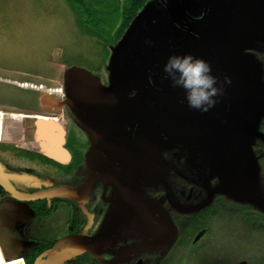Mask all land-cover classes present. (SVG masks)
<instances>
[{
	"label": "flooded vegetation",
	"instance_id": "flooded-vegetation-1",
	"mask_svg": "<svg viewBox=\"0 0 264 264\" xmlns=\"http://www.w3.org/2000/svg\"><path fill=\"white\" fill-rule=\"evenodd\" d=\"M167 1L151 0L144 6L142 11L148 9L150 20L141 31L148 30L150 35H136L133 30L128 37L137 14L111 46L110 55L109 47H105L103 66L92 70L65 66L59 73L63 67L59 62L54 74L58 94L54 98L55 102L58 99L55 111L51 109L56 105L52 103L51 109L46 105L47 84L53 80L44 81L36 89H26L17 84L23 83L25 76L14 73L18 70L7 62L0 63V72L9 75H0V115L4 117L0 140V230L12 231L11 240L17 247L15 259H23L25 264H45L54 250V264H191L195 259L197 264L203 250L201 242L209 232L205 219L217 217L215 210L229 199L236 201L220 192V180L210 169L205 152L216 167L220 160L236 161L244 136L238 131L247 123L243 119L261 103L254 96L257 90L250 85L256 72L258 86L264 90V44L257 39L249 47L252 35L248 34L238 44L206 43L188 32L191 28H202L204 32L207 27L204 21L199 23L205 16L204 0H185L183 4L174 0L173 11L183 27L170 19ZM244 1L237 0L234 5V35L237 27L247 24V9L241 12L240 20L236 17L238 5L247 6L248 0ZM230 2L210 0L209 14L220 9L216 16L224 23L229 13L221 10L227 9ZM261 3L264 5V0L248 4L256 17ZM260 22L261 19L257 28ZM80 28L101 38L88 25ZM155 29L159 33L151 35ZM162 33L168 37L167 43L158 37ZM115 49L118 53L112 64ZM184 53L211 65L213 75L223 86L222 95L229 101L220 96L206 113L187 107L183 90L156 72L158 68L162 70L170 55ZM220 59L229 62L226 66L233 72L234 81L227 85L215 72L213 62ZM49 62L53 65V60ZM245 65L256 69L247 67V79L238 73ZM73 69L85 72L109 96L87 103L96 121L87 119L86 127L81 119L86 100L75 104L69 84ZM104 70L107 81L102 78ZM139 71L142 73L137 74ZM71 79L76 81L75 76ZM83 95L87 99V94ZM229 104L227 119L212 128ZM76 106H83V110ZM259 122L258 134L264 136V116ZM201 137L190 150L181 149ZM263 145L257 136L249 143L257 166L260 158L261 171ZM221 147L227 149L224 155ZM261 181L259 172L263 198ZM56 190L67 192L57 195ZM114 221L117 222L113 224ZM33 225L37 236L32 245ZM174 230V241L157 252L170 241ZM0 245L5 246L2 240ZM174 247L183 253L172 260ZM7 249L13 250L11 245ZM0 251V264H23L7 263Z\"/></svg>",
	"mask_w": 264,
	"mask_h": 264
},
{
	"label": "rangeland",
	"instance_id": "rangeland-1",
	"mask_svg": "<svg viewBox=\"0 0 264 264\" xmlns=\"http://www.w3.org/2000/svg\"><path fill=\"white\" fill-rule=\"evenodd\" d=\"M149 2L151 0H144L138 9L130 6L131 11L128 12L127 19L122 18V6H119L121 12L119 17L116 12H111L106 8L104 2L102 5L95 6L97 19L88 18L85 25L101 34V38H98L90 34L89 30L80 28L66 0H0V63L7 62L23 76L26 72L33 70L36 72L37 69H32L29 66L30 63L42 65L44 57L53 53V82L47 84L49 101L46 99V105L51 109L53 103L56 107L51 110L55 111L58 101V99L54 101V98H58L55 90L57 65L63 64L61 72H64L65 66L84 67L89 70L103 66L107 58L105 47H109L107 51L110 55V48L116 43L119 33H122L135 20L136 15L140 14ZM247 10L249 13L245 22L250 23L254 28L257 24L255 10L249 8ZM236 17L240 20L241 16L238 12H236ZM258 40L264 44V38ZM101 52L103 54H100ZM102 73V78L107 81L106 70ZM0 75L9 76L4 72H0ZM32 77L36 78V76ZM26 81L34 80L25 76L23 82ZM45 109L47 111V107ZM3 120L4 117L0 115V140L3 139L1 133ZM262 131L264 132V126ZM45 134L43 129V136L47 137ZM262 152L264 159V151ZM257 161L260 166V158ZM258 168L262 176L261 188L264 193V161L263 170L261 171V166ZM218 213L219 215L215 218L205 219L209 232L201 242L203 250L197 264H264V212L250 202L242 203L229 199L226 204H221L215 210V214ZM116 222L114 221L113 224ZM33 227L30 237L32 245L35 244L37 236L35 226ZM6 231L5 233L0 230V241L11 245V249L15 251L17 247H12V236H10L12 231L8 229ZM59 233L63 234L64 230L60 229ZM140 241H144L143 237H140ZM182 253L178 247L172 248V260L178 259V255ZM185 254L187 255V252ZM196 260L191 264H196Z\"/></svg>",
	"mask_w": 264,
	"mask_h": 264
},
{
	"label": "water",
	"instance_id": "water-1",
	"mask_svg": "<svg viewBox=\"0 0 264 264\" xmlns=\"http://www.w3.org/2000/svg\"><path fill=\"white\" fill-rule=\"evenodd\" d=\"M169 1V0H168ZM165 2L166 5V10L170 16V19L173 21V23H176L180 26L181 25L180 20L178 16L174 13L173 11V5H174V0H171V3ZM185 0H180V4H183ZM257 0H248L247 1V6H239L236 8L238 11L239 16H241V12L245 9L248 8V4H254ZM178 3L179 0H176ZM237 2V0H231L230 5L228 6L227 4V9H223L221 11H227L229 13L228 18L226 21L223 23L220 21L217 16L216 12L217 10L220 9H214L211 10V13L209 14V7H210V0H204V12L205 16L202 18V20L199 23H202L204 21L205 27L204 32L202 31V28H191L192 31H188L191 33H194L198 36H200L206 43L208 42H231V43H240V41L243 39L245 34L252 35L250 40V43L247 44L249 47L259 38H264V5L261 3V8L258 10V15L256 17V23L261 19L260 25L257 27L252 28L250 23L247 22V24L244 23V25L237 27L236 29V34L234 35V24L236 22L233 21L232 15L233 11L235 9L234 5ZM243 2H245L243 0ZM262 13V14H261ZM209 14V15H208ZM208 15V16H207ZM150 20V15L148 12V9L144 11L134 22L132 25L131 29L129 30L128 37L132 35L133 30L135 31L136 35H146L149 36L148 30L147 33H144L142 30L143 26H146V24L149 23ZM198 23V22H197ZM210 26H212L210 28ZM208 27L210 29H208ZM153 28H156L153 26ZM246 28L244 32H241L242 29ZM257 28V29H255ZM249 29H251L250 32H247ZM156 32L151 33V35H157L159 31L155 29ZM190 30V29H188ZM164 43H167L169 41L168 37L164 35L163 33L158 36ZM177 41H179L177 39ZM118 53V50L115 49L114 55H113V60L112 64L115 63L116 55ZM214 65H215V72L219 74L223 82L225 83V77L230 78V81H234V78L231 76L233 72L231 71V68H227L226 65H230L229 62H225L223 59H220L219 61L214 60ZM231 63V62H230ZM247 67H252L255 69L253 66H243L241 70L238 71L239 75L244 79L246 77L247 73ZM228 69V70H227ZM156 72L161 73L162 76H165V74L160 71V69H156ZM256 70V69H255ZM73 74L69 76V84L71 89L74 90V103L75 104H81L85 100V111H82L83 113V125L84 127L87 126V119L92 120L93 122L96 121L95 114L90 113L88 111L87 103L92 101L94 98H102L103 96L109 97L105 91L102 89L98 88L88 77V75L77 69L72 70ZM142 73V71H139L137 74ZM230 75V77H229ZM255 78L253 84L250 86L255 88L257 90V93L254 94L255 97L260 99V107L254 108L252 113H248L245 115V120L247 121L246 124H244L245 128L243 130H239L238 132L243 133V137L240 139L242 142L241 147L238 148L237 151V156H236V161H219L218 167H216L213 162L209 159L207 156L206 152V160L208 161V165L210 169L218 176L221 187H220V192L222 194L228 195L230 197H233L236 201L242 202V203H248L250 202L251 204L256 205L259 207L263 212H264V201L262 200L261 196V190L258 182V176H259V168L256 165V159L254 157V154L251 152L249 143L252 142V139H254L255 136L259 137L261 140L264 141V136L261 134H258V125L259 121L261 118L264 116V90L258 86V76L256 72L254 73ZM76 77V81L71 79V77ZM248 77H246L247 79ZM81 80L82 84L78 81ZM227 85V83H225ZM236 85V83H235ZM84 93L87 94V99L84 97ZM221 98H226V101H229V97H226L225 95H221ZM70 101V100H69ZM72 102V101H71ZM73 103V102H72ZM73 103V104H74ZM77 110H83V106H76ZM231 110V104H229V108L227 112L213 125L212 128L217 127L221 125L228 117V114ZM259 110V111H256ZM256 111V112H255ZM211 128V129H212ZM210 129V130H211ZM203 137L200 139L196 140L195 142L181 147L182 150H190L193 148L197 142L202 140ZM227 149L221 147L220 153L224 155L226 153ZM91 153H89V156ZM222 155V156H223ZM67 191H58L56 190L55 194H65ZM170 226V225H169ZM172 227V226H170ZM175 238V230L172 233V238L166 245L158 248L156 251L159 252L161 250L166 249L167 246H169ZM5 244V243H4ZM60 246V245H59ZM59 246L57 248H59ZM9 245L6 243L5 246L3 247L0 245V249L2 250V253L4 255V260L7 263H11L12 261H18L15 259L14 255V250L12 252H9L8 249ZM56 251H52L49 257V260L46 261L45 264H54V257H55Z\"/></svg>",
	"mask_w": 264,
	"mask_h": 264
},
{
	"label": "clouds",
	"instance_id": "clouds-1",
	"mask_svg": "<svg viewBox=\"0 0 264 264\" xmlns=\"http://www.w3.org/2000/svg\"><path fill=\"white\" fill-rule=\"evenodd\" d=\"M162 72L173 87L183 90L187 107L201 113L213 108L223 94V86L213 75L211 65L191 53L170 55ZM225 83H230V78L225 77Z\"/></svg>",
	"mask_w": 264,
	"mask_h": 264
},
{
	"label": "trees",
	"instance_id": "trees-1",
	"mask_svg": "<svg viewBox=\"0 0 264 264\" xmlns=\"http://www.w3.org/2000/svg\"><path fill=\"white\" fill-rule=\"evenodd\" d=\"M66 2L71 6L72 9H75L76 13L78 14L77 23L81 27L82 24H87L88 18L92 20L97 19V13L94 11L96 8L94 7L102 5L103 2L106 8H108L111 12H116L118 14V17L121 14L119 6H122V18L127 19V14L131 11L130 6L138 9L143 4L144 0H120V2L119 0H66ZM126 2H129V4H125ZM118 17H116V19H118ZM119 34H121V32Z\"/></svg>",
	"mask_w": 264,
	"mask_h": 264
},
{
	"label": "crops",
	"instance_id": "crops-1",
	"mask_svg": "<svg viewBox=\"0 0 264 264\" xmlns=\"http://www.w3.org/2000/svg\"><path fill=\"white\" fill-rule=\"evenodd\" d=\"M53 59H54V55L53 53H51V55L44 57V63L42 65L30 63L29 66H31L32 69H37L36 72L35 70H33L32 72H26V73L23 72L25 74L23 76H26L27 78H30L34 81H31V82L26 81V82L17 83V84L20 85L21 87L28 86L29 88L36 89L38 85L46 81L45 79L48 76V74L52 73L54 66L51 65L49 61ZM14 73H18V75H20L21 72L17 71ZM32 76H36V78H33ZM52 80H53V77H51V81Z\"/></svg>",
	"mask_w": 264,
	"mask_h": 264
}]
</instances>
